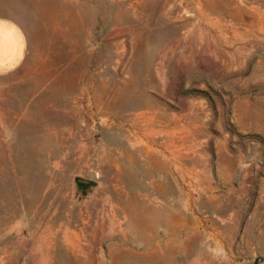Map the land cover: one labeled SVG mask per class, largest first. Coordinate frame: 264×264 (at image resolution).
I'll use <instances>...</instances> for the list:
<instances>
[{"label": "rangeland", "instance_id": "1", "mask_svg": "<svg viewBox=\"0 0 264 264\" xmlns=\"http://www.w3.org/2000/svg\"><path fill=\"white\" fill-rule=\"evenodd\" d=\"M0 13L47 57L42 76L1 81L0 264H106L75 259L92 237L200 256L212 228L214 264H264V0H0ZM152 122L175 141L129 146ZM152 145L175 150V185L135 160ZM76 177L95 182L85 199Z\"/></svg>", "mask_w": 264, "mask_h": 264}, {"label": "crops", "instance_id": "2", "mask_svg": "<svg viewBox=\"0 0 264 264\" xmlns=\"http://www.w3.org/2000/svg\"><path fill=\"white\" fill-rule=\"evenodd\" d=\"M38 39V33L36 32V35H34L33 29H31L26 23L22 22L20 19L0 13V88L1 81L4 79H14V83H25L27 80L31 81L33 77L42 76V73L47 72L45 66L41 65L42 62H46L47 57L40 52L39 48H36L41 45V42L38 41ZM182 118H185V115L176 117V115L173 114L171 116V124H167L168 129L176 128L178 120ZM163 131H165V129L157 127L154 122L148 127L141 129L140 132L132 130V132H130L133 135H136V137L133 141H128L129 144H131L129 146L134 148L135 146H138L140 143L139 141L156 142L154 141L153 136H158V134L159 136L168 138V142L172 141L173 139H170L172 134ZM165 141L166 139H164V142ZM123 157H125L129 163L134 162L133 156L129 155L128 152L125 156L123 155ZM148 157L153 158V166L167 172L168 178L173 185H175L177 179L175 150H166L161 145L157 146V148H155L154 145H152V147L147 146L142 153H137L135 160L141 159L144 161ZM184 169L186 168L184 167ZM178 176V178L184 177L185 173L180 170ZM157 187L159 188L160 186L157 185ZM201 233L204 237L211 239V243L215 244L213 241L218 237V234H221V231L212 228L209 230H203ZM183 234L186 237V234H190V232L183 231ZM108 237H104L101 241ZM92 238L91 243L88 242L87 245H80L79 240L77 241L75 239V259L79 262L89 260L90 257H85L84 255H90L95 252L99 254V257L97 256L92 259H97L101 263L106 264H117L118 259L125 255L129 257V260L131 261L136 258L135 261L138 264H214L217 261L216 254L223 252V247L211 243L208 246L198 248V250L201 251H197L196 253L200 254V256H193V250L197 249H193L191 246L185 244L104 248L102 246H95V238ZM102 254H105L104 258Z\"/></svg>", "mask_w": 264, "mask_h": 264}, {"label": "water", "instance_id": "3", "mask_svg": "<svg viewBox=\"0 0 264 264\" xmlns=\"http://www.w3.org/2000/svg\"><path fill=\"white\" fill-rule=\"evenodd\" d=\"M74 183L76 185V193L81 200L87 198L91 190L95 187L94 181L81 177H76Z\"/></svg>", "mask_w": 264, "mask_h": 264}, {"label": "bare ground", "instance_id": "4", "mask_svg": "<svg viewBox=\"0 0 264 264\" xmlns=\"http://www.w3.org/2000/svg\"><path fill=\"white\" fill-rule=\"evenodd\" d=\"M142 115H144L145 116V118H147V120H148V122L150 123V121L153 119L152 118V116H151V111L150 110H148L147 112H143V113H141ZM140 114V115H141ZM146 114L148 115V116H146ZM141 115V116H142ZM195 115V114H194ZM196 116V115H195ZM194 119H195V117H194ZM177 120V119H176ZM150 125V124H149ZM154 127V126H153ZM155 128V127H154ZM168 131V130H167ZM163 132H165V131H163ZM117 181H118V179H117ZM119 182V181H118ZM109 204V203H108Z\"/></svg>", "mask_w": 264, "mask_h": 264}]
</instances>
